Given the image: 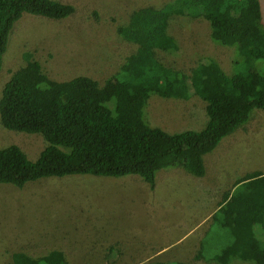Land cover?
<instances>
[{
  "label": "trees",
  "instance_id": "trees-1",
  "mask_svg": "<svg viewBox=\"0 0 264 264\" xmlns=\"http://www.w3.org/2000/svg\"><path fill=\"white\" fill-rule=\"evenodd\" d=\"M72 11L73 5L58 0H0V67L10 29L23 12L62 18ZM178 14L206 19L211 41L235 46L230 73L211 55L200 57L188 73L162 62L159 52L179 48L169 32V20ZM250 17L260 27L259 0H173L161 7H137L115 29L120 38L136 46L146 69L138 73L123 62L103 84L86 74L53 79L24 52L25 64L2 87L0 121L8 129L39 133L46 144L35 159L15 143L0 147V183L21 187L40 178L74 173L137 174L152 187L156 171L169 166L204 175L203 155L244 124L254 108L264 109V47L250 59L244 56L243 35ZM152 92L163 98L198 96L207 115L204 126L170 133L150 124L144 110ZM237 183L212 213L216 231L209 237L204 232L193 259L230 264L238 258L264 264V238H260L264 227L255 230L256 223L264 224V173H247ZM216 234L228 236L229 241L207 256L206 239ZM114 251L109 246L105 264L112 263ZM11 260L13 264H68L58 249L36 257L14 251ZM140 264L190 263L147 260Z\"/></svg>",
  "mask_w": 264,
  "mask_h": 264
},
{
  "label": "rangeland",
  "instance_id": "rangeland-1",
  "mask_svg": "<svg viewBox=\"0 0 264 264\" xmlns=\"http://www.w3.org/2000/svg\"><path fill=\"white\" fill-rule=\"evenodd\" d=\"M58 1L73 5V11L62 18L23 12L14 22L2 56L0 96L2 87L12 72L25 64L23 53L26 51L40 62L42 70L49 77L56 80L86 74L103 84L123 62H128V66L138 73L142 72L146 69V63L136 51V46L120 38L115 28L124 23L129 13L137 7H161L173 0ZM259 1L260 27L250 17L243 35V43L247 47L244 55L246 59H250L257 49L264 47V0ZM169 32L176 38L179 48L171 53L157 54L164 64L188 73L200 57L211 55L225 72L232 71V61L237 56L236 48L211 41L210 26L206 19L174 15L169 20ZM109 105L112 103L109 102ZM144 115L150 124L166 127L169 132L198 130L207 119L204 101L198 96L193 95L188 99L163 98L155 92L148 98ZM10 143L17 144L30 159H35L46 141L39 133L8 129L0 121V147ZM215 147V150L205 156L209 172L205 179L213 180L214 174L217 178L221 162V171L226 172L222 180L228 185L233 183L228 187V192L233 190L235 184H239L237 182L242 175L256 170L264 171V109L254 108L249 119L223 137ZM181 184V181H177L178 186ZM146 187L147 183L137 174L104 176L74 173L40 178L21 187L0 183V264H13L11 253L14 251L36 257L52 249H64L68 264H105V241L118 238L111 235L117 229L113 225L107 229H98V224L102 220L114 221L116 224L118 219L124 217L132 220L128 226L119 227L118 231L123 232L122 240L128 239L127 229L131 225L144 227L143 222L139 221L146 218L142 214L149 216L150 211L141 210L144 204H140L142 199L139 198L145 191L150 193ZM209 188H205L207 192L212 191ZM186 191L187 188L178 192L172 185L166 194L170 192L175 196L184 195ZM156 195H160V191ZM207 209H211L210 205H207ZM192 223L193 220L189 221V224ZM92 224L95 225L94 229ZM263 227L264 224L256 223V232L262 231ZM203 229L207 237L216 231L211 218L199 225L195 233H201ZM107 230L108 236L104 233ZM155 237L152 234L150 239L154 241ZM187 239L189 236L182 243L177 242L167 247L157 237V241L149 245L150 253L145 252V256L152 255V258L138 260L215 264L193 260L191 251L181 250ZM207 239V256L219 251L229 241L228 236L219 238L217 234ZM163 246H166L163 252L155 253ZM113 249L117 251L118 246ZM138 260L129 257L123 262L111 264H135L139 263ZM39 264L46 263L41 261ZM230 264L253 263L234 258Z\"/></svg>",
  "mask_w": 264,
  "mask_h": 264
},
{
  "label": "crops",
  "instance_id": "crops-1",
  "mask_svg": "<svg viewBox=\"0 0 264 264\" xmlns=\"http://www.w3.org/2000/svg\"><path fill=\"white\" fill-rule=\"evenodd\" d=\"M161 128L169 132L168 130H166L168 128ZM210 152L203 155L206 173H204V175L202 176H192L190 173H188V171L179 166L163 167V169L160 168V170L156 171L153 186L150 187L146 182V189L148 188V191H150V193H147L145 191L144 195L139 198L142 199L140 204H144V207L141 210H143L144 212L150 211L149 216L148 214H142L145 215L146 218L139 222H143L144 227H139L138 225L133 226L129 224L131 225V227L127 229L126 235L128 239L122 240L121 238L123 236V232H119L118 229L120 226H128V223H131L132 220H126L124 217L123 219H118L116 221V224L114 221L107 220H102L103 222L98 224V229H107V227L113 225L116 227L118 232H116L117 234L111 233L112 236H118V238H109L105 241L108 248L109 246H118V250H115L113 252L115 253V255L109 258L110 261L120 263L126 259H129V257L135 259V261H137L138 259L152 258V255L149 257L145 255L146 253H150L149 245L154 241L156 242L157 237L162 241V245H167L168 247L177 242L182 243L187 236H189V239H187L188 241L182 246L181 250L185 252L191 251L193 259V255L196 248L198 247L199 240L205 232V229H203L201 230V233H195L196 228L203 223L205 224V222L211 218L212 213L220 206V204L224 202V199L228 193V187H231V185H233V183L231 185H228L222 180L223 174L226 172L221 171V162L218 165L219 172L217 174V178L214 174L213 180L205 179V175L209 173L206 166L205 156H207ZM260 171L264 173V171ZM177 181L182 182L181 186L177 185ZM172 185L178 192H181L182 189L185 188H187V191L184 195L175 196L170 194V192L166 194L168 188ZM207 186L210 187L209 189H211L212 191L207 192ZM235 186L236 185H234V187ZM222 189L224 190L222 191ZM200 190L202 191L200 192ZM158 191H160V195H156ZM207 205H210L211 207L209 211L207 209ZM191 220H193V223L189 224V221ZM171 221H173L174 223L170 224ZM94 226L95 225L92 224V229L95 228ZM104 233L107 236L109 235L108 230ZM152 234L156 235L154 241L150 239V236ZM170 236H172V238L168 239V237ZM122 245L124 246L122 247ZM107 247V251L106 249H104V257L106 258L104 263H106L107 261ZM165 248L166 246H163V248L156 250L155 253L160 251L163 252ZM62 251L64 252L65 250L63 249ZM136 253L139 254L135 256L132 255ZM66 258L68 259L67 256ZM138 261L139 263L135 264H140L142 262L141 260ZM201 262L207 263L202 260Z\"/></svg>",
  "mask_w": 264,
  "mask_h": 264
}]
</instances>
